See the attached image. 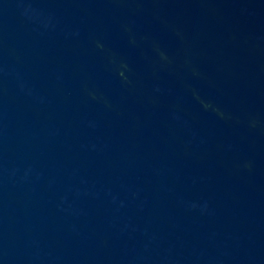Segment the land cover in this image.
Returning <instances> with one entry per match:
<instances>
[{"label": "water", "instance_id": "95a60500", "mask_svg": "<svg viewBox=\"0 0 264 264\" xmlns=\"http://www.w3.org/2000/svg\"><path fill=\"white\" fill-rule=\"evenodd\" d=\"M0 264H264V0H0Z\"/></svg>", "mask_w": 264, "mask_h": 264}]
</instances>
